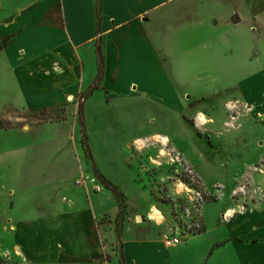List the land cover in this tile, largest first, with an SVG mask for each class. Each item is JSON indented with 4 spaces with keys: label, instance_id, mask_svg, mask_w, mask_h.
<instances>
[{
    "label": "crops",
    "instance_id": "1",
    "mask_svg": "<svg viewBox=\"0 0 264 264\" xmlns=\"http://www.w3.org/2000/svg\"><path fill=\"white\" fill-rule=\"evenodd\" d=\"M4 39L0 264H39V254L47 264L210 263L229 239L210 238L204 216L201 232L166 246L162 209L119 185L135 181L134 158L155 135L202 177L204 144L186 119H219L220 100L224 114L229 102L252 104L249 123L264 125V0H0ZM60 107V118L27 121ZM82 174L117 188L125 207L77 184Z\"/></svg>",
    "mask_w": 264,
    "mask_h": 264
},
{
    "label": "rangeland",
    "instance_id": "2",
    "mask_svg": "<svg viewBox=\"0 0 264 264\" xmlns=\"http://www.w3.org/2000/svg\"><path fill=\"white\" fill-rule=\"evenodd\" d=\"M221 102L215 110L219 119L210 114H203L199 120L186 119L204 144L202 177L183 151L155 135L146 139L144 150L134 158L133 164L139 169L133 170L135 181L123 178L119 186L130 197L143 190L147 196L143 207L149 205L147 198L152 206L158 205L166 218L161 219L157 207H153L151 217L157 222L163 220L168 234L181 240L205 228L204 216L210 238L229 239L208 264H264V125L259 120H255L259 124L249 123L252 104L239 99L229 102L224 114ZM64 112L60 107L29 114L27 121L60 118ZM101 192L115 195L120 208L125 207V197L117 188L113 191L103 184ZM111 202L107 206L115 203ZM235 236L250 241L242 243ZM203 243L205 240L196 246L202 248ZM49 258L39 254V264H47Z\"/></svg>",
    "mask_w": 264,
    "mask_h": 264
},
{
    "label": "built area",
    "instance_id": "3",
    "mask_svg": "<svg viewBox=\"0 0 264 264\" xmlns=\"http://www.w3.org/2000/svg\"><path fill=\"white\" fill-rule=\"evenodd\" d=\"M76 183L85 186H87L88 183H91L93 191L100 192L103 190V184L98 180L96 176L82 174L76 179ZM163 241L166 246H174L181 241V238L166 233L163 235Z\"/></svg>",
    "mask_w": 264,
    "mask_h": 264
},
{
    "label": "trees",
    "instance_id": "4",
    "mask_svg": "<svg viewBox=\"0 0 264 264\" xmlns=\"http://www.w3.org/2000/svg\"><path fill=\"white\" fill-rule=\"evenodd\" d=\"M8 43V39H4L2 42H0V49L3 47V46H6V44ZM79 102L81 103L82 102V98L79 99ZM112 190L114 191V189L112 188ZM116 197V196H115ZM117 201H118V198L116 197Z\"/></svg>",
    "mask_w": 264,
    "mask_h": 264
}]
</instances>
